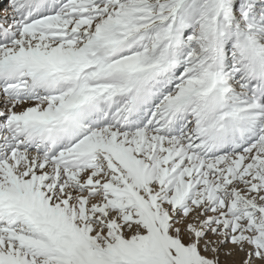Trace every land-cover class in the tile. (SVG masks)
Listing matches in <instances>:
<instances>
[{
  "label": "snow or ice",
  "instance_id": "obj_1",
  "mask_svg": "<svg viewBox=\"0 0 264 264\" xmlns=\"http://www.w3.org/2000/svg\"><path fill=\"white\" fill-rule=\"evenodd\" d=\"M0 264H264V0H0Z\"/></svg>",
  "mask_w": 264,
  "mask_h": 264
}]
</instances>
